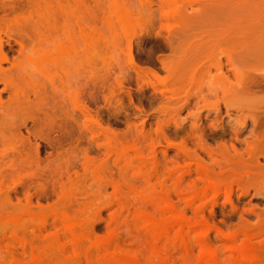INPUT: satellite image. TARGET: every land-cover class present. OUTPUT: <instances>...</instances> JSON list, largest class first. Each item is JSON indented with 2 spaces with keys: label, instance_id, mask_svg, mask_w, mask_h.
Wrapping results in <instances>:
<instances>
[{
  "label": "rangeland",
  "instance_id": "1",
  "mask_svg": "<svg viewBox=\"0 0 264 264\" xmlns=\"http://www.w3.org/2000/svg\"><path fill=\"white\" fill-rule=\"evenodd\" d=\"M0 5V81L14 18L50 9L60 47L0 123V264H264V0Z\"/></svg>",
  "mask_w": 264,
  "mask_h": 264
},
{
  "label": "bare ground",
  "instance_id": "2",
  "mask_svg": "<svg viewBox=\"0 0 264 264\" xmlns=\"http://www.w3.org/2000/svg\"><path fill=\"white\" fill-rule=\"evenodd\" d=\"M32 1L36 2V0ZM0 9L4 10V7L0 5ZM6 18L7 17H2L1 20ZM11 21L13 24L10 23V25L15 27V30L18 32L17 37L20 35V39L17 38V41H15L19 46V53L17 52L19 57H16L15 61L13 60L14 63L10 62V76L5 78L4 81H0V84L3 83L4 86V89L2 88L3 90L1 89L0 92H8L9 94L7 101L3 102L0 99V123H4V128L7 130L13 129L16 122L20 125L19 122L24 118L33 119V114H39V108L43 105L44 97L48 93V91L46 93L44 81L46 79L48 81V79L51 78L52 69L59 67L54 53H58L57 51L60 49V47L58 49L55 45L56 43L52 36V32L55 31H53L55 19L54 12L50 9H40L38 7L34 11H30L27 17L22 18L21 16V18H14ZM41 29H43V31H41ZM54 33H56V31ZM81 38L83 39V35ZM3 47L0 38V70L4 64H8L9 62L6 57L7 54L5 53V55L3 53ZM50 89L53 95H59L60 89L55 87L53 83H51ZM58 98L60 99L59 96ZM81 109L83 110V108H80V110ZM15 132H17L16 129ZM151 231L153 232V230ZM242 257L244 258V256ZM248 257L250 260L253 256ZM249 260L248 262L251 261ZM257 262L259 261L257 260ZM253 263L256 264V262ZM159 264H162V262Z\"/></svg>",
  "mask_w": 264,
  "mask_h": 264
}]
</instances>
